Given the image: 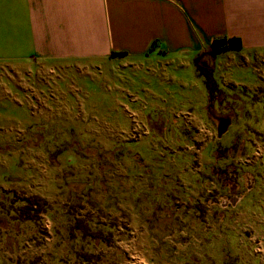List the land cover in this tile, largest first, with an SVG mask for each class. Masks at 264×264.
Returning <instances> with one entry per match:
<instances>
[{
  "label": "rangeland",
  "instance_id": "1",
  "mask_svg": "<svg viewBox=\"0 0 264 264\" xmlns=\"http://www.w3.org/2000/svg\"><path fill=\"white\" fill-rule=\"evenodd\" d=\"M207 56L219 88L211 98L187 67L119 69L121 78L113 64L83 68L64 80L63 96L55 75L31 93L0 72L1 224L30 211L26 264L57 248L80 264H189L207 243L190 231L197 218L212 254L225 244L216 222L234 233L233 256L264 255L248 215L264 205V60L239 68L227 57L214 70ZM191 104L207 121L182 118ZM223 118L231 124L218 138ZM188 121L196 127L183 135Z\"/></svg>",
  "mask_w": 264,
  "mask_h": 264
},
{
  "label": "crops",
  "instance_id": "2",
  "mask_svg": "<svg viewBox=\"0 0 264 264\" xmlns=\"http://www.w3.org/2000/svg\"><path fill=\"white\" fill-rule=\"evenodd\" d=\"M224 37L242 40L243 47L233 50L238 58L227 56L226 51L213 52V41ZM207 53L213 55L214 70L227 57L232 67L239 68L249 67L252 58L264 60L260 56L264 54V0H0V72H6L8 86L22 87L24 82L31 93L35 85L48 84L47 77L55 75L54 93L63 96L59 87L70 73L83 68L101 71L107 64H113L120 78L119 69L187 67L200 80L195 60L202 56V62H206ZM32 75L38 81L29 84L27 78ZM241 86L248 92L255 91ZM194 107L191 104L182 118L207 121V114ZM190 121L189 126L181 123L183 135L187 129L190 133L195 129ZM109 204L105 206L107 215L112 211ZM19 206L26 211L25 202ZM26 212L21 218L15 217V223L9 221L7 229L1 224L6 216L0 215V264L31 261L26 246L31 247L32 226L30 211ZM248 215L264 233V205L262 209L253 206ZM214 226L221 232V239L225 238L222 249L211 253L213 235L202 234L206 230L197 218L190 231H199L198 238L204 237L207 243L198 256L184 259L185 263L264 264V255L233 256L226 246L233 247L234 233L226 224L215 222ZM74 263L80 264L79 259L65 261L58 248L57 253L44 255L43 264Z\"/></svg>",
  "mask_w": 264,
  "mask_h": 264
},
{
  "label": "trees",
  "instance_id": "3",
  "mask_svg": "<svg viewBox=\"0 0 264 264\" xmlns=\"http://www.w3.org/2000/svg\"><path fill=\"white\" fill-rule=\"evenodd\" d=\"M213 52H220V51H230V50H239L243 47V42L240 38L236 37H224V38H216L213 41ZM124 53H113V55H123ZM205 62H202V56L198 57L195 60L196 65V74L197 77L202 80L207 92L209 93V97L214 95L215 91H219V88L217 87L218 84L213 78V73L206 72L204 65ZM211 94V95H210ZM249 94V92H248ZM247 96H250L247 95Z\"/></svg>",
  "mask_w": 264,
  "mask_h": 264
},
{
  "label": "water",
  "instance_id": "4",
  "mask_svg": "<svg viewBox=\"0 0 264 264\" xmlns=\"http://www.w3.org/2000/svg\"><path fill=\"white\" fill-rule=\"evenodd\" d=\"M231 124V119L226 118L221 120V124L218 127V138H221L229 129Z\"/></svg>",
  "mask_w": 264,
  "mask_h": 264
}]
</instances>
